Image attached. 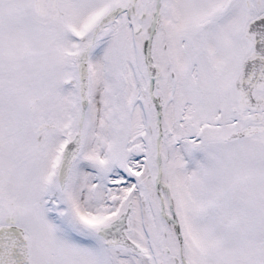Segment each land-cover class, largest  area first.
<instances>
[{
    "label": "snow or ice",
    "instance_id": "obj_1",
    "mask_svg": "<svg viewBox=\"0 0 264 264\" xmlns=\"http://www.w3.org/2000/svg\"><path fill=\"white\" fill-rule=\"evenodd\" d=\"M0 264H264V0H0Z\"/></svg>",
    "mask_w": 264,
    "mask_h": 264
}]
</instances>
